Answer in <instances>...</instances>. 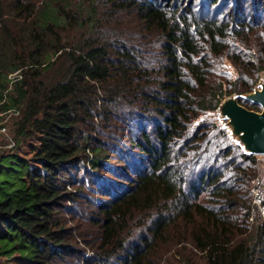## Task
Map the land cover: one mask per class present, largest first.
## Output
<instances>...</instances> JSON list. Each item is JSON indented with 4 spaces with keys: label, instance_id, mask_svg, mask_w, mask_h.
I'll use <instances>...</instances> for the list:
<instances>
[{
    "label": "trees",
    "instance_id": "trees-1",
    "mask_svg": "<svg viewBox=\"0 0 264 264\" xmlns=\"http://www.w3.org/2000/svg\"><path fill=\"white\" fill-rule=\"evenodd\" d=\"M263 72L264 0H0V106L31 154L0 156V256L264 264L262 162L216 116Z\"/></svg>",
    "mask_w": 264,
    "mask_h": 264
},
{
    "label": "water",
    "instance_id": "water-1",
    "mask_svg": "<svg viewBox=\"0 0 264 264\" xmlns=\"http://www.w3.org/2000/svg\"><path fill=\"white\" fill-rule=\"evenodd\" d=\"M245 98L259 104L261 111L247 109L233 96L223 99L218 109L231 123L232 132L239 136L238 143L245 152L264 154V82Z\"/></svg>",
    "mask_w": 264,
    "mask_h": 264
},
{
    "label": "rangeland",
    "instance_id": "rangeland-1",
    "mask_svg": "<svg viewBox=\"0 0 264 264\" xmlns=\"http://www.w3.org/2000/svg\"><path fill=\"white\" fill-rule=\"evenodd\" d=\"M16 74H17V71L13 72V73H10L9 77L12 78V77L16 76ZM263 82H264V72L261 74V76L258 79V81L254 84L252 91L257 89V88H259L260 85ZM247 93H250V92L243 93L240 96L245 98V95ZM228 96L237 97L238 94L232 93L231 95H228ZM228 96H226V97H228ZM226 97H224L223 99H225ZM248 101L250 102V100H248ZM250 110H254V111L260 112L261 111V106L259 104L255 105V107H252V109H250ZM16 111H17V109L15 110V108H13V107L2 108L0 106V145H5L8 142V140L9 141L13 140L15 142V146L13 148V152L16 153L18 156L27 159L31 163V154H30V151H29V149H30L29 148V142L28 141H18L17 138H16V136H17L16 135L17 122H18V120L20 118V115H18V112H16ZM216 116L218 117V120H219L221 126H223V127H225L227 129V132H228L229 136L235 142H237V143L240 142L239 141V136L233 134L232 126L228 123V119L225 118L223 115H221L219 109H217V111H216ZM7 149H9V148H7ZM5 150L6 149H0V156L3 154V152H7L8 151V150H6V151ZM256 156L262 162L261 163V166H262V175H261V177H262L263 174H264V154H260V155H256ZM0 165H1V163H0ZM3 166L6 167L5 164ZM14 178H15V173L14 172H11V171L6 172L5 169H3L0 172V200L2 199V196H4V194H3L4 191L3 190H7L8 186H9L8 183L6 184L5 180H9V182H10ZM252 182H253L252 183V204L253 205L255 204L254 207L258 208L257 204L253 202V196H254L253 195L254 194L253 188H254V186L257 185L256 182H258V178L255 179ZM263 188H264V185H263ZM263 196H264V193H262V198H264ZM259 212H260V209H259ZM253 215H254V213L251 215L250 219L253 218ZM260 215L264 216V215L261 214V212H260ZM0 264H16V263H13V261H11L10 259H7L4 256H0Z\"/></svg>",
    "mask_w": 264,
    "mask_h": 264
},
{
    "label": "built area",
    "instance_id": "built-area-1",
    "mask_svg": "<svg viewBox=\"0 0 264 264\" xmlns=\"http://www.w3.org/2000/svg\"><path fill=\"white\" fill-rule=\"evenodd\" d=\"M14 146H15V142L13 140L12 141L8 140V142L5 145H0V149L13 148ZM256 183L257 185L254 186L253 188L254 191L253 202L257 204L261 214L264 215V198H262V193H264V188H263L264 174Z\"/></svg>",
    "mask_w": 264,
    "mask_h": 264
},
{
    "label": "bare ground",
    "instance_id": "bare-ground-1",
    "mask_svg": "<svg viewBox=\"0 0 264 264\" xmlns=\"http://www.w3.org/2000/svg\"><path fill=\"white\" fill-rule=\"evenodd\" d=\"M224 116V115H223ZM225 117V116H224ZM228 123L231 125V123L228 121ZM232 126V125H231Z\"/></svg>",
    "mask_w": 264,
    "mask_h": 264
}]
</instances>
